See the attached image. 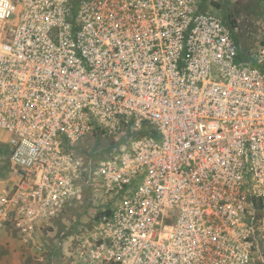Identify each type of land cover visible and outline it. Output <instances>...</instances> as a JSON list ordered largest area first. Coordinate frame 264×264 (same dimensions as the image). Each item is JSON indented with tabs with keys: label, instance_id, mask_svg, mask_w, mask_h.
<instances>
[{
	"label": "built area",
	"instance_id": "2783aa9c",
	"mask_svg": "<svg viewBox=\"0 0 264 264\" xmlns=\"http://www.w3.org/2000/svg\"><path fill=\"white\" fill-rule=\"evenodd\" d=\"M259 34L244 50L204 0H0V143L18 177L0 226L36 245L91 193L89 264H258Z\"/></svg>",
	"mask_w": 264,
	"mask_h": 264
},
{
	"label": "rangeland",
	"instance_id": "374dc122",
	"mask_svg": "<svg viewBox=\"0 0 264 264\" xmlns=\"http://www.w3.org/2000/svg\"><path fill=\"white\" fill-rule=\"evenodd\" d=\"M204 3L205 9L217 11L234 22L232 25L237 28L244 50L255 48L260 38L259 29L264 23L259 0H238L235 6H229L225 0H204ZM17 180L9 152L4 143H0V188L11 187ZM102 202L101 196L86 193L56 217L51 226L42 228L36 240V245L43 246L40 251L35 244L22 241L15 228L0 226V264H89L82 257V236L92 228ZM260 246L262 256L256 260L258 264H264V239ZM41 254L44 258L40 259Z\"/></svg>",
	"mask_w": 264,
	"mask_h": 264
},
{
	"label": "trees",
	"instance_id": "16d2710c",
	"mask_svg": "<svg viewBox=\"0 0 264 264\" xmlns=\"http://www.w3.org/2000/svg\"><path fill=\"white\" fill-rule=\"evenodd\" d=\"M232 23H234V22H232ZM4 145L6 146V148H7L8 152H9V148H8V146H7L6 144H4ZM9 158H10V156H9Z\"/></svg>",
	"mask_w": 264,
	"mask_h": 264
}]
</instances>
